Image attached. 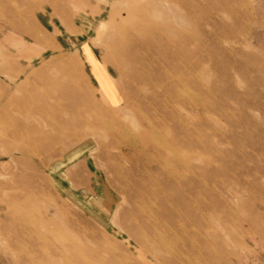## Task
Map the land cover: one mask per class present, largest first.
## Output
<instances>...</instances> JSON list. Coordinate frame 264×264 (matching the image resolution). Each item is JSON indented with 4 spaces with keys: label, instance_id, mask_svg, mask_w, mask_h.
Here are the masks:
<instances>
[{
    "label": "rangeland",
    "instance_id": "rangeland-1",
    "mask_svg": "<svg viewBox=\"0 0 264 264\" xmlns=\"http://www.w3.org/2000/svg\"><path fill=\"white\" fill-rule=\"evenodd\" d=\"M133 40L148 43L154 51L147 56L153 59L155 75L162 70L168 73L161 87L141 86L126 74L115 72L116 64L108 63L106 53L116 52ZM155 48L171 52L166 64L156 62ZM64 56L77 58L78 64L72 63L74 79L84 87V94L91 89V99L110 115L102 122L108 131L98 129L97 135L85 128L81 135H75L74 129L86 111L75 105L76 93L58 81V61ZM263 70L264 0H0L1 218L7 216L3 199L31 194L29 206L34 216L40 214L44 220H51V227L60 236L75 238V227L87 221L95 228L104 224L106 232L117 235L119 243L127 239L117 226L123 223L120 211L129 205L115 186L133 176L159 188L165 184L162 171H183L191 161L198 166V176L192 178L187 173L182 180V173L174 181L170 179L174 192L167 186L151 197L154 210L169 214L162 228L172 238L182 236L184 240L189 236L197 244L199 232L205 229L200 223L206 221L215 226L216 245L212 248L217 252V264H264ZM177 77L190 80L179 92L184 105L174 101L176 93L164 90L171 88ZM112 79L127 103L122 100L110 105L101 98L98 84L104 95L111 94ZM50 97L68 112L51 124L45 116ZM75 108L78 115L72 114ZM165 110L179 122L181 116L186 119L188 125L182 123L183 129L195 124L192 135L188 130L184 134L192 136V149L183 141L169 138L179 128L162 120ZM139 125H143L141 129ZM35 137L49 149L28 157L18 155L16 147ZM51 150L58 154L45 168L40 160L51 155ZM145 151L167 152L170 160L150 163L141 154ZM183 153L194 158L189 160ZM147 173L153 174L150 181ZM187 182L189 186L182 187ZM179 195L187 198L189 214L175 205L174 198ZM212 207L216 222L209 217ZM44 208L48 210L45 217ZM129 246L131 258L127 264H160L135 241ZM121 257L125 258L123 253ZM0 264H10L1 253Z\"/></svg>",
    "mask_w": 264,
    "mask_h": 264
},
{
    "label": "bare ground",
    "instance_id": "bare-ground-1",
    "mask_svg": "<svg viewBox=\"0 0 264 264\" xmlns=\"http://www.w3.org/2000/svg\"><path fill=\"white\" fill-rule=\"evenodd\" d=\"M227 5H226V7H227ZM119 48H118L119 50H116V52L106 53V55L108 56V63L113 62L114 64H116L117 70H114L115 72L117 71V73H119V75L120 74H126L130 79L134 80L135 82H137L141 86L149 85V86L156 87V88H159V86L161 87L162 80L164 79V77L166 75H168V73L165 70L159 71L157 75H155L152 72V69H154L153 68L154 62H152L153 59L148 58L147 55H149L148 54L149 51H150V55L154 51H152V48L150 47V45L148 43L145 44L143 42L140 43L137 40H133L130 43H126L125 46L121 45ZM154 50H157L156 51L157 52L156 62L159 63L160 65L166 64V62H167L166 58L168 56H170L171 52L169 51L170 52L169 53L168 49H163V48H157V49L155 48ZM173 50H174V48H173ZM180 54H182V53H180ZM182 57H184V56H182ZM72 63L78 64V60L76 57H73L71 59V58L64 56L61 59H59L58 67L56 70L57 71L56 75L58 76V81H60V84H62L64 86H68L71 90H73V92L76 93L75 94L76 99L74 100L75 105H79L80 107L82 106V108L83 109L85 108V111H86L85 113H83L82 120H81V122L79 121L80 124L77 126V129H74L75 135H78V136L81 135L84 132L85 128H90L94 132H96V130H98V129H100V130L105 129V131L106 130L108 131V127L103 125L102 122H104L103 118H106L110 115L106 114L107 115L106 116L100 107L101 105H99V103H97L95 100L91 99V96H92L91 95V89H89V91L86 89L87 92H85V94L83 93L82 89H84V87L81 88V86H80L81 84L79 85L77 83V81H79V80L76 81L74 79V76H73L74 75V73H73L74 68H73ZM191 67H190V65H189V67L187 66V68H189V69H191ZM258 68H259V66H258ZM226 75H229V74H226ZM120 77H122V76H120ZM92 78H93V76H92ZM76 79H77V76H76ZM119 79H121V78H119ZM171 81H170V84H171ZM174 81H176V82H174V85H175V86L173 85L174 87L172 86L171 88L164 89V90H167V92H169V93L170 92L176 93L175 97L173 96L174 101H176L179 104L182 103V105H184L182 95L179 92L182 91L181 88L186 87V85L189 83L190 80L188 81V79H185L184 81H182V80H180L179 77H177V79ZM111 83L113 84L112 88H111L112 92H111V94H106V95H104L103 90L100 89L101 88L100 84H98V92L102 96L101 98H103V100L108 102L110 105H116V104L120 103L122 100H124V102L127 103V101H128L127 97L126 96L121 97L118 94L117 86H116V83L113 79H112ZM132 84L130 86H133ZM172 84H173V81H172ZM187 87H189V86H187ZM124 88L125 87H123V89ZM119 89L120 88H118V90ZM121 91H123V90H121ZM134 92H136V90ZM231 92H232V90H231ZM223 93L224 92H221V94H223ZM133 94L135 95V93H133ZM245 96H247V95H245ZM251 96H252V94H251ZM259 96H258V98H259ZM152 98H150V99H152ZM240 99H243L242 96ZM250 99H251V97H250ZM260 101H259V103H260ZM233 105H234V103H233ZM247 107H248V105H247ZM161 108H165V106L162 105ZM179 108H180V106H179ZM233 108L234 107H232V110H234ZM126 109H128V108H126ZM130 109L128 111H130ZM188 110H190V109H188ZM117 111H119V110H117ZM46 112H47V114L45 116L48 119L50 124L54 123L56 120H61L62 118H64L68 114L67 109H65L63 106L61 107L59 105V103L53 97H50L46 103ZM165 112H167V113H162V115H161L162 120H169L171 125H173L175 128L176 127L179 128V130L178 129L176 130L177 131L176 134L175 133H173V135L169 134L170 135L169 138L172 140L174 139V140H178V141H183L189 145L190 149H192L193 148V139L191 136L192 135L191 129H192V131H194L197 128L195 126V124L190 125V127L187 126L188 128L183 129L184 128V127H182L183 124L188 125L186 123L187 122L186 119H184L181 116L180 117L181 122H179L178 121L179 119L176 120L177 118L174 119L172 117L173 115H171V111L168 112L167 110H165ZM217 112H218V110H217ZM223 112H224V110H223ZM241 112H243V110ZM260 112L258 111V113H260ZM72 114L78 115L77 108H75V110L72 111ZM36 115H37V113L34 114V116H36ZM134 115H135V113H134ZM149 115L151 116V114H149ZM249 115L250 114H248V116ZM176 116H177V114H176ZM245 116H246V114H245ZM248 116H247V118H249ZM147 117H148V115H147ZM238 117H239V115H238ZM134 118H135V116H134ZM135 119H134V122L137 121V120L135 121ZM111 120H113V119H111ZM190 122H191V120H190ZM243 122H246V121H243ZM138 124H140V122ZM141 124H143V122ZM141 126H143V125H141ZM141 126L139 125L140 129L142 128ZM185 130H188V133L190 132L191 135L188 134L187 136H185L184 135ZM136 131L138 132V130H136ZM261 132H263V131H261ZM97 135H98V133H97ZM248 135H250V133ZM232 136H235V135H232ZM76 138L77 137H75L74 139H76ZM109 141H112V140L109 139ZM251 147H254V146L252 145ZM16 148L18 149L17 150L18 155H19V153H21L23 155H26V157L31 156L33 153H34V155H36L40 150L43 151V150L49 149L48 145L41 143L39 141V139H37L36 137H35V139H32L31 141L27 140L26 142H21L20 145H18V147H16ZM46 148H48V149H46ZM150 149H152V148H150ZM226 152L228 154V151H226ZM149 153L150 152H148V151L141 152L142 156H144L147 160H149L150 163H153V162H157V163L167 162L168 163L170 160L169 156L167 155V152L166 153H162V152L159 153L156 151H152L151 154H149ZM57 154H58V151L57 152L52 151L51 155L49 154V156L47 158H43L42 160H40L41 166H43L45 168L48 167V164L52 160V157L56 156ZM183 155L187 158L190 157L189 155L184 154V153H183ZM228 157L231 158V156H228ZM192 158H194L193 155L191 156V158H189V160H191ZM190 162L187 164V166L184 169L186 172L184 170H183L184 171L183 172L181 169L162 171V173L164 175L163 179L165 180V182H164L165 184H164V186L162 185V187H159V188L154 189V187H152L151 184H148V183L145 184L141 181V179L138 178L136 180L135 178H133V176L127 177L126 179L121 181V185L115 186L117 191L120 192L121 196L123 197L122 198L123 202H126V204L129 205L127 208H125V209L122 208L120 211V215H121L120 217H121V220L123 223L122 224H119V222L117 223L118 228L120 230H122L127 235V239L120 241L121 244L126 247L127 253L122 251L123 249L120 245V242L118 243L116 241V239L118 238L117 235L106 232L104 224H100L99 228H95V227H93L94 225L91 227V225L93 223L89 224V222L85 221L84 226H82V227L76 226L75 227L76 229L73 230L76 233L75 238H74V236L73 237L72 236L66 237L67 235L65 237L60 236L58 234V231L56 230V228L54 226L51 227V222H52L51 220H44L42 218L43 215L41 216L40 214L37 217L34 216V214L32 213V207L29 206V202H31V201H29L31 199L30 198L31 194L25 196V193H22L21 195H15L14 194L12 196H8L5 199H3V204H4V207L6 209L7 216L4 217L3 219L0 216V253L7 258L8 262L10 264H105L108 262H122L123 264H127L128 263L127 261H129V259L131 258L129 244H130V241L133 240L137 243V246L139 247V249L145 250V252L147 254L151 255L153 260L158 261L160 264H217V252H215L214 248H212V247H215V245H216L215 226H213L211 223H210L211 225L208 224L206 221H201L200 224L204 225L205 229L201 230L199 232L200 235L198 236L199 240H198L197 244L194 243L193 240H191V237H189V236H185L184 240L181 238L182 236L179 238L177 236H174L175 238H172L171 234H169L167 229L165 230L164 228H162L163 222H164V220H166L168 213L163 212L164 213L163 214L159 211L157 212V210H154V208H153V203H151V197L155 196L156 192L158 190H162L163 188H167V186H169V188L172 189L174 192L175 188L172 186V184H171L172 181L170 182V179H173V181H174L177 178V176H179L180 174L183 173L182 174L183 175L182 180H185L186 179L185 175H187V173H189L192 178L195 177L199 173L198 166L196 164H194L193 162L192 163H190ZM224 162H225V160H224ZM255 162L257 163L258 161H255ZM33 164H35V163H33ZM212 167H214V166H212ZM257 167H259V166L257 165ZM154 168H155V166H154ZM208 170L211 173L210 175H214V174H212L211 169H208ZM160 171H161V169H160ZM28 172L29 171H27V173ZM27 173H25V174H27ZM245 173H248L247 169H246ZM36 175H35V178H36ZM152 175H153L152 173H147L148 177L146 179L150 181L152 179L151 178ZM252 175H253V173H252ZM190 176H188V177H190ZM225 176H226V173H225ZM239 176H241V175H239ZM249 176H251V175L249 174ZM200 177H201V175H200ZM257 177H259V176H257ZM31 178H30V180H31ZM210 178H211V176H210ZM43 179H44L43 182L48 183V180L46 178H43ZM212 179H214V178H212ZM251 180H253V178ZM249 181H250V179H249ZM27 185H29V184H27ZM187 185L189 186L188 182L185 183L184 185H182V187L183 186L187 187ZM210 186H212V185H210ZM244 186H246V185H244ZM248 187H247V189H248ZM34 188H35V186H34ZM35 190H36V188H35ZM170 191L171 190H169L168 192H170ZM205 191L207 192V190H205ZM173 192H170V193H173ZM218 192H220L219 189H218ZM36 196H39V195L36 194ZM182 197H183V194H182ZM206 197H207V195H206ZM174 199H175V201H174L175 205H177V207H179V208H183L189 214V212H190L189 211V209H190L189 205L190 204L185 201V200H187V198L185 200H183L179 195L177 198L175 197ZM163 201H162V203H163ZM201 202L199 201V203H201ZM164 204H165V201H164ZM183 209H182V211H183ZM191 210H193V209H191ZM1 211H2V208L0 207V215H1ZM47 212H48V210L45 209L44 217H45V215H47ZM57 213H58V211H57ZM80 214H82V213H80ZM175 215L177 216V214H175ZM209 217H211L212 221H215L214 207H212L211 211H209ZM183 218H185V217H183ZM169 220H171V219H169ZM220 220H219V222H220ZM222 221H221V223H222ZM90 222H92V221H90ZM172 222H174V221L172 220ZM199 222L200 221L198 220V223ZM209 222H211V221H209ZM177 223H178V221H177ZM223 224H224V222L222 223V225ZM170 226H172V225H170ZM164 227H166V226H164ZM71 229H74V228H71ZM225 229H227V228H225ZM59 230H62V229H59ZM59 233H61V232H59ZM180 233H178V234L180 235ZM217 233H218V231H217ZM196 235H197V233L195 234V237H196ZM222 237H223V235H222ZM217 239H220V238H217ZM126 249H124V250H126ZM121 253L124 254L125 258H122V257L119 258V255ZM154 264H156V263L154 262Z\"/></svg>",
    "mask_w": 264,
    "mask_h": 264
}]
</instances>
